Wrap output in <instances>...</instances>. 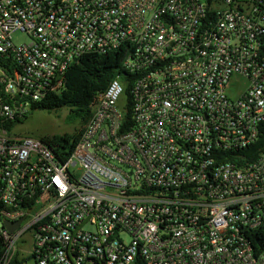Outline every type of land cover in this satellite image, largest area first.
Instances as JSON below:
<instances>
[{"label":"built area","instance_id":"1","mask_svg":"<svg viewBox=\"0 0 264 264\" xmlns=\"http://www.w3.org/2000/svg\"><path fill=\"white\" fill-rule=\"evenodd\" d=\"M112 52L72 152L9 132ZM0 59V264H264V0H0Z\"/></svg>","mask_w":264,"mask_h":264},{"label":"trees","instance_id":"2","mask_svg":"<svg viewBox=\"0 0 264 264\" xmlns=\"http://www.w3.org/2000/svg\"><path fill=\"white\" fill-rule=\"evenodd\" d=\"M123 55L120 52L106 53L103 55L90 54L74 64L67 72L66 85L59 94H52L34 103L32 111L23 119H16L7 125L9 132H13L18 124L24 123L35 111H46L48 113H57L63 109H68V120L72 123L78 122L80 129L73 134L54 135L40 137L54 147L62 156L66 149L73 151L86 125L92 117L91 103L98 93L106 91L116 75L125 73L122 70ZM3 62L0 59V66ZM127 76H131L128 73ZM129 98V109L131 107V85L126 90ZM130 114L127 119L129 120ZM264 144V134L261 140L254 145V157L259 148ZM0 183V189H1ZM2 201L0 199V209ZM34 260L33 256L22 257L18 252L14 257L12 264H24L28 260Z\"/></svg>","mask_w":264,"mask_h":264},{"label":"rangeland","instance_id":"3","mask_svg":"<svg viewBox=\"0 0 264 264\" xmlns=\"http://www.w3.org/2000/svg\"><path fill=\"white\" fill-rule=\"evenodd\" d=\"M15 44H23L28 42L27 36L20 32L13 34ZM68 109H63L57 113H48L46 111H35L24 123L18 124L14 133L20 136H30L40 138L44 136L73 134L80 129L78 122L72 123L68 120ZM29 243L30 238L27 237ZM24 239L20 242L21 246ZM23 249H27V245H22ZM24 264H34V260H28Z\"/></svg>","mask_w":264,"mask_h":264},{"label":"water","instance_id":"4","mask_svg":"<svg viewBox=\"0 0 264 264\" xmlns=\"http://www.w3.org/2000/svg\"><path fill=\"white\" fill-rule=\"evenodd\" d=\"M21 223V220L15 222V223H12V222H6L5 225L6 227L11 231V232H14L20 225Z\"/></svg>","mask_w":264,"mask_h":264}]
</instances>
